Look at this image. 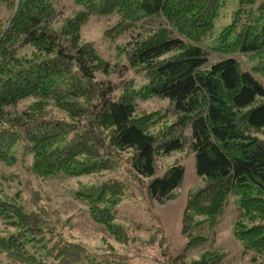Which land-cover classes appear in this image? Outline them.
<instances>
[{"label":"trees","instance_id":"1","mask_svg":"<svg viewBox=\"0 0 264 264\" xmlns=\"http://www.w3.org/2000/svg\"><path fill=\"white\" fill-rule=\"evenodd\" d=\"M71 1L65 15L57 0H0V162H15L21 139L39 177L115 171L76 182L71 194L127 244L133 237L115 218L133 181L116 177L120 169L138 175L132 188L164 202L180 186V154L192 153L184 250L165 248L164 264L222 261L225 252L208 248L185 259L207 240L203 230L217 225L229 194L237 195L231 232L240 254L264 264V139L255 134L264 131V0H235L215 34L223 0ZM92 14L115 16L102 38L118 39L113 49L124 60L80 40ZM149 100L159 105L145 109ZM0 218L11 229L0 232V264H113L64 237L57 208L0 199Z\"/></svg>","mask_w":264,"mask_h":264},{"label":"rangeland","instance_id":"2","mask_svg":"<svg viewBox=\"0 0 264 264\" xmlns=\"http://www.w3.org/2000/svg\"><path fill=\"white\" fill-rule=\"evenodd\" d=\"M57 6H62L65 15H70L72 8H75L71 0H57ZM234 7L235 0H223L219 15L214 21L213 34L229 21L230 11ZM115 19L112 14H92L80 29V40L91 41L99 53L111 61L124 60L123 54H115L113 49L116 44H120V41L118 39L109 41L102 38L103 28ZM158 105L159 102L155 100L143 102L145 109L155 108ZM255 134L264 139V131H257ZM14 149L16 160L13 164L0 162V199L16 201L29 210L37 207H44L48 210L57 208L61 215L63 236L85 245L92 252L99 254L98 256L107 254L109 259H113L111 262L113 264H164L166 261L165 248H168L167 251L171 254L184 250L185 236L181 231V216L187 193L195 187L197 181L192 153L180 154L184 166L180 186L174 197L164 202H157L147 194L136 191L132 187L136 185L133 182L138 181V175L126 165L120 169L116 177L133 181H129L128 192L131 193L121 206L125 213L119 212L115 218V221L122 222L126 226L129 236L133 239L127 244H120L110 237L102 225L88 216L85 205L75 200L71 194V189L76 182H98L109 175L116 174L115 171L43 178L32 172L31 157L26 152L21 139L15 142ZM178 156V153H175L173 157L170 155L162 158L158 166L163 169ZM236 199L237 195H228L217 225L212 229L203 230L207 240L201 247L187 250L185 260L197 258L204 248H208L225 252L219 264H249V254H240L242 245L231 232V224L237 214ZM69 214L72 217L66 221V216ZM8 230L11 229H8L5 221L0 218V232L6 233ZM163 235L167 239L166 244L161 241ZM212 236L214 240H211ZM119 257L123 259L116 262Z\"/></svg>","mask_w":264,"mask_h":264}]
</instances>
